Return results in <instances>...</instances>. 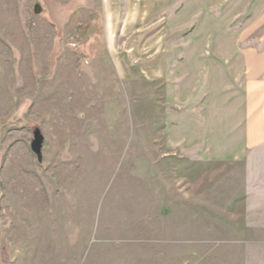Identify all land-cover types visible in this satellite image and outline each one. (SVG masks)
<instances>
[{"label":"rangeland","instance_id":"1","mask_svg":"<svg viewBox=\"0 0 264 264\" xmlns=\"http://www.w3.org/2000/svg\"><path fill=\"white\" fill-rule=\"evenodd\" d=\"M113 57L102 0H0V264H264V146Z\"/></svg>","mask_w":264,"mask_h":264},{"label":"crops","instance_id":"2","mask_svg":"<svg viewBox=\"0 0 264 264\" xmlns=\"http://www.w3.org/2000/svg\"><path fill=\"white\" fill-rule=\"evenodd\" d=\"M245 5L260 7L246 22L237 10ZM102 7L108 54L126 79L175 80L186 71L179 88L217 117L220 142L242 154L264 146V0H102Z\"/></svg>","mask_w":264,"mask_h":264},{"label":"water","instance_id":"3","mask_svg":"<svg viewBox=\"0 0 264 264\" xmlns=\"http://www.w3.org/2000/svg\"><path fill=\"white\" fill-rule=\"evenodd\" d=\"M43 144H44V136L40 129H36L34 132V140L32 141L31 148L39 161L43 160V156H42Z\"/></svg>","mask_w":264,"mask_h":264}]
</instances>
